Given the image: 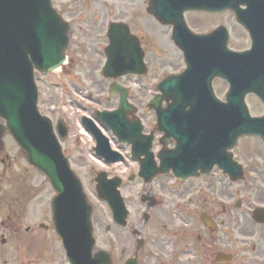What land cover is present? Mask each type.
Listing matches in <instances>:
<instances>
[{"label": "rangeland", "instance_id": "obj_1", "mask_svg": "<svg viewBox=\"0 0 264 264\" xmlns=\"http://www.w3.org/2000/svg\"><path fill=\"white\" fill-rule=\"evenodd\" d=\"M52 2L63 19L71 22L69 25L71 36L66 64L55 72L39 76L37 79L41 92L39 109L47 113L49 105L65 108L64 113L59 116L70 130L69 138L64 143V152L66 155H71L76 174L81 180L90 204L95 208L93 219L98 239L97 248L107 252L105 228L111 223L106 205L96 200L93 180L95 173L101 170L106 171L107 168L96 159L94 160L92 151L94 142L86 132H83L80 120L89 108L93 110L116 106L115 100L104 106L94 104L93 100L96 94H107L109 86V82L104 80L98 71L104 60L102 51L105 46L104 34L108 22L121 20L128 24L138 36L144 37L148 62L146 77L139 84H136L135 78L120 80L122 83L132 85L133 92H139L144 96L142 112H145L146 101L151 90L153 92L157 80L169 71L181 69L183 62L180 52L170 41V28L160 26L146 14L147 0H52ZM187 18L198 32L209 31L223 24L229 30V43L233 50H240L248 45L246 34L236 26L231 14L223 15L218 23L215 19L206 20L189 14ZM85 30L92 32L89 35L91 37L83 36L82 32ZM219 87L223 90L224 85L219 84ZM67 90H71V93ZM250 110L253 114L261 112L260 106L255 107L252 104ZM53 117L56 118L55 115ZM3 142L4 149L0 154L2 159H5L4 163L0 162V179L3 182L1 192L3 205L0 208V264H45L47 262L61 264L59 261L61 245L53 230L49 203L53 192L47 180L28 166L9 135L3 136ZM252 144L254 146L252 159H256L255 156H257V160L264 164V151L256 145V142ZM243 146L242 144L236 150L241 160ZM260 155L261 160L258 159ZM248 187V184L241 185V197L250 196ZM260 199H264V196H260ZM130 210L135 215L137 208L132 205ZM13 222L18 232H14ZM131 222L132 218H130ZM246 230L248 232L243 235V241L247 240V236L254 237L253 231ZM119 235L123 240L129 238L127 233H119ZM256 242L260 248H257L258 251L255 252L251 264H264V236ZM215 251L217 248L209 244L207 251L202 254L201 263L205 264L207 261L210 264ZM50 260L53 262H49Z\"/></svg>", "mask_w": 264, "mask_h": 264}, {"label": "flooded vegetation", "instance_id": "obj_2", "mask_svg": "<svg viewBox=\"0 0 264 264\" xmlns=\"http://www.w3.org/2000/svg\"><path fill=\"white\" fill-rule=\"evenodd\" d=\"M133 33L145 51L143 35L138 36L134 30ZM82 34L86 36L84 32ZM141 82L137 81L136 84ZM128 97L136 106L144 101V96L139 92H128ZM138 116L143 124L142 132L152 137L150 148L146 155L140 157L141 161L133 162L130 146L120 145L109 132H105L113 150L122 156L119 164L123 167L121 176L114 174L110 178L119 177L122 180L127 206L137 208L135 215L129 211L126 227L113 225L106 238L111 264H203L202 254L209 244L217 248L210 262L218 253H237L239 242L236 238L244 225L240 224L239 214L230 212V206L236 194L240 203L237 209L241 211L244 201L240 200V183H229L228 186L234 189L228 195L224 191L225 177L216 168L207 177L182 181L171 171L150 179L138 176L140 162L152 163L157 168L160 150L174 147L171 141L165 147L161 144L162 135L154 114L153 117L140 113ZM247 166L253 196L262 202L252 200L254 203H264V199H260V196H264V165L252 160ZM225 201L228 202L227 207ZM119 233H127L129 238L123 240ZM235 262L233 256V262L228 264ZM205 264H208L207 261Z\"/></svg>", "mask_w": 264, "mask_h": 264}, {"label": "water", "instance_id": "obj_3", "mask_svg": "<svg viewBox=\"0 0 264 264\" xmlns=\"http://www.w3.org/2000/svg\"><path fill=\"white\" fill-rule=\"evenodd\" d=\"M159 1L161 0H151V7L148 9L150 14H154L158 21L162 24H173L176 28L173 37L175 39L176 44L183 50L184 47L182 46L185 42L182 40L183 36L181 33L182 28V19L180 17L181 13L185 10L195 9L193 5H183L181 8H172L170 10L161 9L159 6ZM180 1V0H179ZM248 1V0H246ZM49 8L51 11V6L49 1L47 0H0V97L2 101L0 102V111L6 112L7 107H4V104H10L14 106V109L18 111V116L10 117L9 124L7 123L6 126H0V150L2 148L1 138L3 133L6 129L14 135L15 139L19 142L24 154L28 160V162L38 168L40 171L45 173L53 186V188L57 191L58 195L53 201V211H54V218L58 219L59 217L62 219L64 215H71L73 211H77L78 216V226H80V231L89 230V217L91 209L90 207H85V211L83 208V196L80 191L78 182L76 179L70 174L68 171L67 165L65 161L62 159L59 149L54 144L53 136L51 133V128L44 118H40L37 116L36 112V92L35 87L32 82L28 84V89H31L32 94L29 93V98L22 99L17 98L16 94L17 85H12L11 82L15 80V75L11 72L13 69H21L24 71L29 77L31 78V67L32 63L30 59L28 61V67L21 68V65L24 64L22 55L20 56L19 53H15L12 49L14 46H19L22 38L25 37L27 44L29 41L34 39L35 37H40L37 35H31L32 33L29 30L24 31V37L22 35L12 36L8 30L9 27V20L12 18H16V23H20L25 25L24 19L29 21L30 25L35 26L36 21L41 22L38 18H40L39 14H33L32 11L38 10L39 13L44 9ZM16 10L17 12H13ZM201 10H209L208 8H201ZM50 11V12H51ZM16 14H18L17 17ZM25 14L24 16H22ZM45 14L42 15V20H45ZM52 19L55 21L56 27H59L58 35L59 38H62V41L67 42L66 31L67 26L64 25L60 18L56 16L55 12L52 11L50 18L48 21L43 22L46 26V31L49 30L51 33H55V26L52 23ZM35 20V21H33ZM61 26V27H60ZM217 33L214 32L213 34L204 37L203 39H212L215 44L212 46L202 45L208 44V40L201 42V41H189L186 46L188 49L185 50V57L188 64V69L190 71H195L196 68L205 69L204 59L206 58L212 64L211 57L215 58L216 54H209L207 57L202 53L204 50H216L221 49V45H217V41L212 37ZM49 36V35H48ZM180 36V38H179ZM41 38V37H40ZM50 38V36H49ZM45 42L47 40L44 38ZM44 40H39V42L43 45L40 49V53L37 54L38 58H34V61L39 66L38 69L42 71H50L52 68H55L58 63L64 60V51L61 52L62 55L57 57L46 45H44ZM48 44V43H47ZM223 50V47H222ZM33 52V51H32ZM225 52V51H224ZM227 53V52H226ZM62 57V58H59ZM193 57L197 58L193 59ZM243 58V55L239 54H232L228 53L225 55L226 60L236 61ZM60 59V60H59ZM194 60L195 62H193ZM34 63V62H33ZM112 65H116L118 67L123 66L122 60H114L111 62ZM14 64H20L14 66ZM48 67V68H46ZM210 67L206 66V70ZM224 77L232 83L230 92L227 95L228 102L225 105L217 106L214 109V113L217 114H233L235 118L240 121V125H236L234 128L235 132H227L225 137H232V139L237 138L238 136L249 134L254 132L255 130H259V122L250 120L247 116V111L243 103L236 101L237 99L233 98V96L237 95L238 88L234 87L235 81L232 79L233 73L229 71L224 72ZM169 84H173L176 87V82L171 81ZM13 88V89H11ZM175 91H178L176 88ZM7 96H10L9 98ZM33 98V101L31 99ZM178 104V103H176ZM176 107V106H175ZM37 117V119L35 118ZM39 118V119H38ZM235 121L233 119L230 120V125L235 126ZM260 131V130H259ZM215 138L218 139V136L215 135ZM227 147V146H226ZM230 147V146H229ZM98 185L96 187L98 195L102 199H107V189L103 185V180H97Z\"/></svg>", "mask_w": 264, "mask_h": 264}]
</instances>
